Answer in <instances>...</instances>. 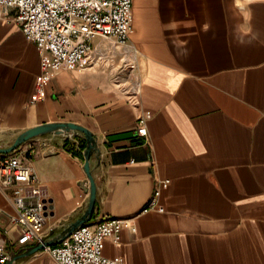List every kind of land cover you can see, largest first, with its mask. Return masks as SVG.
Instances as JSON below:
<instances>
[{"label": "crops", "instance_id": "1", "mask_svg": "<svg viewBox=\"0 0 264 264\" xmlns=\"http://www.w3.org/2000/svg\"><path fill=\"white\" fill-rule=\"evenodd\" d=\"M15 16L0 5V146L53 121L95 133L102 153L100 163L93 157L90 225L123 220L118 241H103L106 257L264 264V0H133L129 45L94 38L89 62L53 75L38 101L42 54ZM69 142L79 139L46 135L15 151L48 197L45 236L89 201L84 159ZM156 190L164 211H143ZM16 214L13 189L0 185V251L30 245ZM16 264L60 263L42 250Z\"/></svg>", "mask_w": 264, "mask_h": 264}, {"label": "built area", "instance_id": "2", "mask_svg": "<svg viewBox=\"0 0 264 264\" xmlns=\"http://www.w3.org/2000/svg\"><path fill=\"white\" fill-rule=\"evenodd\" d=\"M0 5L16 9L15 20L42 54L32 101L45 99L46 85L57 72L89 62L94 38L112 39L117 45L127 46L133 31V0H0ZM45 50L52 56H46ZM130 68L136 69V63ZM138 132L147 134L144 117L139 120ZM34 152L31 145L26 153L31 156ZM18 153L0 154V185L13 189L17 214L12 221L21 224L23 237L31 245L45 237L49 201L38 176ZM167 184L163 182V186ZM159 193L155 191L143 211H164L157 202ZM122 228L120 218H104L94 227L76 229L45 250L60 264H126L102 252L103 241L109 237L118 241ZM9 256V252L0 251V264H6Z\"/></svg>", "mask_w": 264, "mask_h": 264}, {"label": "water", "instance_id": "3", "mask_svg": "<svg viewBox=\"0 0 264 264\" xmlns=\"http://www.w3.org/2000/svg\"><path fill=\"white\" fill-rule=\"evenodd\" d=\"M46 135H72L75 138H82L85 140L86 147L83 154L84 169L90 185L89 201L82 214L75 220L64 225L58 232L45 236L36 243L22 247L18 250L12 249L6 264H16L21 259L28 258L42 250H45L49 246L61 243L76 229L85 225H90V222L94 217L98 197V183L94 175L96 168L93 165V157H95L97 162L100 163L102 150L98 137L89 128L68 121H53L37 125L19 133L11 144L7 146H0V154L13 153L26 142Z\"/></svg>", "mask_w": 264, "mask_h": 264}, {"label": "trees", "instance_id": "4", "mask_svg": "<svg viewBox=\"0 0 264 264\" xmlns=\"http://www.w3.org/2000/svg\"><path fill=\"white\" fill-rule=\"evenodd\" d=\"M77 139H79V142H77L78 144L75 142H69L70 149L74 154L84 159L83 151L86 147L85 140L82 138H77Z\"/></svg>", "mask_w": 264, "mask_h": 264}]
</instances>
